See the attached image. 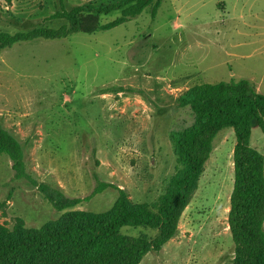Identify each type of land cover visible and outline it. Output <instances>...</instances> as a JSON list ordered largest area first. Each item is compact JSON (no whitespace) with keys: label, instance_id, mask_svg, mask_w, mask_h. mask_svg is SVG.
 Here are the masks:
<instances>
[{"label":"rangeland","instance_id":"obj_1","mask_svg":"<svg viewBox=\"0 0 264 264\" xmlns=\"http://www.w3.org/2000/svg\"><path fill=\"white\" fill-rule=\"evenodd\" d=\"M54 9L51 0H0V31L58 28L65 22L45 21ZM241 79L264 94V0H162L153 18L147 8L107 31L2 49L0 126L20 144L26 177L16 179L11 161L0 155V225L11 230L20 218L38 228L58 219L66 210L45 199L41 184L68 199L106 186L67 210L104 212L118 190L133 203L156 202L176 168L169 133L192 122L177 98L197 83ZM234 144L232 128L218 132L176 236L139 264L231 262ZM249 144L264 155V132L256 124Z\"/></svg>","mask_w":264,"mask_h":264},{"label":"trees","instance_id":"obj_2","mask_svg":"<svg viewBox=\"0 0 264 264\" xmlns=\"http://www.w3.org/2000/svg\"><path fill=\"white\" fill-rule=\"evenodd\" d=\"M10 4L11 0H2ZM53 14L45 21L62 20L58 28L32 27L13 34L0 31V51L21 42L63 40L82 33L107 31L150 8L153 18L162 0H86L69 8L64 0H51ZM118 16L101 24L99 18ZM188 108L190 125L170 131L176 168L163 193L152 204L133 203L118 190L112 206L104 212L67 210L89 200L105 185L84 198H65L58 190L38 186L57 210L58 219L38 228L26 227L17 218L11 230L0 225V264H139L149 252H159L173 239L185 208L192 200L205 169L213 141L221 130L232 128L233 184L229 196L227 225L233 244L228 264H264V155L249 144L251 127L264 132V94L248 80L197 83L177 98ZM6 155L16 179L26 177L23 152L18 141L0 126V155ZM126 230H153L154 236L126 234Z\"/></svg>","mask_w":264,"mask_h":264}]
</instances>
